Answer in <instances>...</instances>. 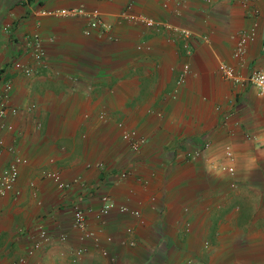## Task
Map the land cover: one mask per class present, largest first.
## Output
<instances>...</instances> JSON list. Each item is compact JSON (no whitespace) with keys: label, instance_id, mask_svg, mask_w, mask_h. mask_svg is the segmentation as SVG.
Here are the masks:
<instances>
[{"label":"crops","instance_id":"crops-1","mask_svg":"<svg viewBox=\"0 0 264 264\" xmlns=\"http://www.w3.org/2000/svg\"><path fill=\"white\" fill-rule=\"evenodd\" d=\"M256 69L264 0H0V102L17 109L0 119V172L22 160L0 203V264H264ZM129 133L146 139L138 152ZM227 144L234 174L219 168Z\"/></svg>","mask_w":264,"mask_h":264},{"label":"built area","instance_id":"built-area-1","mask_svg":"<svg viewBox=\"0 0 264 264\" xmlns=\"http://www.w3.org/2000/svg\"><path fill=\"white\" fill-rule=\"evenodd\" d=\"M56 14L61 16H75V15H84L86 14V11L84 8L76 7V8H64L60 9L58 11H55ZM90 17L94 18L91 22V26H97L100 25L102 22L98 18V12L93 11L89 15ZM145 23L152 27L155 25V21L152 18H141ZM183 33L185 35H189L190 32L188 30H184ZM251 37L250 33L245 32L242 34L241 39L237 43L236 47V53L238 55L243 54L246 49L247 42L249 38ZM30 45L33 48V55L35 60L38 63H43L46 56L45 46L43 39L39 35H34L32 40H30ZM185 69H188V66H185ZM222 71L226 76H229L231 78H235V70L229 66L224 65L222 68ZM24 72L27 75H31L33 73V70L30 68H24ZM250 82L258 89L259 93L264 96V69H256L254 70L251 75L249 76ZM9 88V86L7 87ZM7 102H0V119L5 118L9 112L15 113L17 111L16 108H10L7 104ZM128 138L130 139L131 148L133 151L138 152L142 145L146 142L145 137L143 136H135V134L129 133ZM1 143V141H0ZM209 143H207L205 146L207 147ZM202 152V149H196L194 151L187 152V155L189 158H196L198 157ZM226 163L220 164L219 168L221 170L227 171L230 174L235 173V153L232 145L227 144L224 149ZM22 162L21 159L14 160L11 165L4 169L2 172H0V203L4 196H6L9 192L13 191L15 189L18 176H19V163ZM55 179L60 187H65L66 184L61 181L60 177L57 174H54ZM122 176L126 177L127 172H123ZM104 207L101 210L102 213H107L109 209L113 206L108 200V197H104ZM122 211H127L128 209L126 207L121 208ZM138 214V212H135ZM73 226L79 230H85L87 227V221L84 211L76 207L74 209V216H73ZM93 235V234H92ZM63 239L66 238L65 235L62 236ZM47 238V232L42 228L39 227V239L34 244V249H38L41 245L44 239ZM97 240V239H96ZM84 249H77L75 251L76 256H81L84 254ZM104 254H107V251H104ZM15 264H26L24 260H21L19 262H16Z\"/></svg>","mask_w":264,"mask_h":264}]
</instances>
